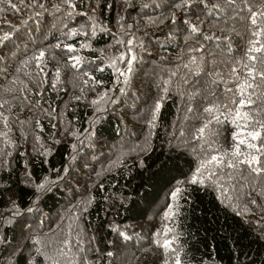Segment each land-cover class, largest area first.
<instances>
[{
	"label": "trees",
	"instance_id": "trees-1",
	"mask_svg": "<svg viewBox=\"0 0 264 264\" xmlns=\"http://www.w3.org/2000/svg\"><path fill=\"white\" fill-rule=\"evenodd\" d=\"M5 33L0 264H264V0H0Z\"/></svg>",
	"mask_w": 264,
	"mask_h": 264
},
{
	"label": "snow or ice",
	"instance_id": "snow-or-ice-1",
	"mask_svg": "<svg viewBox=\"0 0 264 264\" xmlns=\"http://www.w3.org/2000/svg\"><path fill=\"white\" fill-rule=\"evenodd\" d=\"M252 23L253 24H256L257 23V21H256L255 18L252 20ZM257 35H258V33H257ZM8 39H9V34L5 33L4 36L0 37V42L5 41V40H8ZM69 50H71V49H69ZM252 50L253 51H256V52H260L262 49L261 48H254ZM43 55H44V53H41L40 54L41 57ZM250 74H251V72H250ZM261 78L264 79V73L261 74ZM246 87L250 88L251 87V84L248 83V82H245L243 84L238 85V91L241 94V99L239 101V106H238L237 111H236V116L239 117V118H241V119H244V120H248L249 114L248 113H245V114L242 115L241 112H240V109L241 108H245V107H250L251 104L253 103L250 98L247 101L244 99V91H245V88ZM158 108H159V104H157V109ZM261 127H264V124H262ZM200 131L202 133L203 132V129H201ZM247 135L251 138V140H257V139H259L261 137V133L259 131H250V132L247 133ZM235 138H236V134H234V139ZM239 143H245V141L244 140H241V141H239ZM247 147L250 148V149L257 148V146L254 145V144H252V143H247ZM257 150L259 151L260 149L257 148ZM240 154L241 153H240L239 147H237L236 151L234 152V155H237L238 156ZM213 161H217V157L216 156H213L211 158L210 163L213 162ZM245 162L246 163H249V165L251 166V164L257 163L258 160H257V157L253 155V156H251V159L250 160L241 161V163H245ZM229 166H232V165H229ZM194 182H195V180H194ZM165 215H167V213Z\"/></svg>",
	"mask_w": 264,
	"mask_h": 264
},
{
	"label": "rangeland",
	"instance_id": "rangeland-1",
	"mask_svg": "<svg viewBox=\"0 0 264 264\" xmlns=\"http://www.w3.org/2000/svg\"><path fill=\"white\" fill-rule=\"evenodd\" d=\"M121 72H122V70L120 69V70H119V74H121Z\"/></svg>",
	"mask_w": 264,
	"mask_h": 264
}]
</instances>
